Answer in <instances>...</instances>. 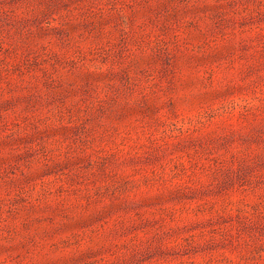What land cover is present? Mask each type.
<instances>
[{
    "label": "rangeland",
    "instance_id": "374dc122",
    "mask_svg": "<svg viewBox=\"0 0 264 264\" xmlns=\"http://www.w3.org/2000/svg\"><path fill=\"white\" fill-rule=\"evenodd\" d=\"M0 264H264V0H0Z\"/></svg>",
    "mask_w": 264,
    "mask_h": 264
}]
</instances>
